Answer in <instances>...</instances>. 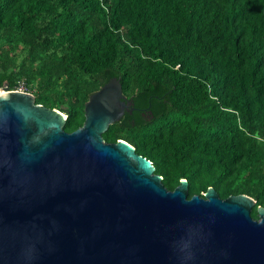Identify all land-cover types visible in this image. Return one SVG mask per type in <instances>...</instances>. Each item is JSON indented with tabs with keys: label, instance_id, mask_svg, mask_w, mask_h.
Returning <instances> with one entry per match:
<instances>
[{
	"label": "trees",
	"instance_id": "obj_1",
	"mask_svg": "<svg viewBox=\"0 0 264 264\" xmlns=\"http://www.w3.org/2000/svg\"><path fill=\"white\" fill-rule=\"evenodd\" d=\"M133 111L103 133L173 190L214 187L264 206V0H0V88L24 82L67 114L111 78Z\"/></svg>",
	"mask_w": 264,
	"mask_h": 264
},
{
	"label": "water",
	"instance_id": "obj_2",
	"mask_svg": "<svg viewBox=\"0 0 264 264\" xmlns=\"http://www.w3.org/2000/svg\"><path fill=\"white\" fill-rule=\"evenodd\" d=\"M0 264H264V206L169 190L152 160L103 133L132 112L117 77L67 114L0 88Z\"/></svg>",
	"mask_w": 264,
	"mask_h": 264
},
{
	"label": "built area",
	"instance_id": "obj_3",
	"mask_svg": "<svg viewBox=\"0 0 264 264\" xmlns=\"http://www.w3.org/2000/svg\"><path fill=\"white\" fill-rule=\"evenodd\" d=\"M24 85H26V84L24 82H21L20 85L16 88V90L27 91L28 89L24 88ZM28 92H30V91H28Z\"/></svg>",
	"mask_w": 264,
	"mask_h": 264
},
{
	"label": "rangeland",
	"instance_id": "obj_4",
	"mask_svg": "<svg viewBox=\"0 0 264 264\" xmlns=\"http://www.w3.org/2000/svg\"><path fill=\"white\" fill-rule=\"evenodd\" d=\"M27 85H24V88H27L28 89V87H26ZM27 91H29V89L27 90ZM30 92H32L33 93V91H30Z\"/></svg>",
	"mask_w": 264,
	"mask_h": 264
},
{
	"label": "bare ground",
	"instance_id": "obj_5",
	"mask_svg": "<svg viewBox=\"0 0 264 264\" xmlns=\"http://www.w3.org/2000/svg\"><path fill=\"white\" fill-rule=\"evenodd\" d=\"M3 92V90H0V93Z\"/></svg>",
	"mask_w": 264,
	"mask_h": 264
}]
</instances>
